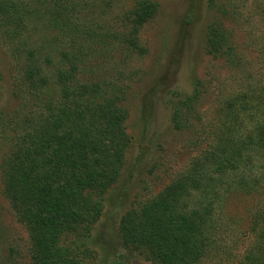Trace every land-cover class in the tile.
<instances>
[{
	"label": "rangeland",
	"instance_id": "rangeland-1",
	"mask_svg": "<svg viewBox=\"0 0 264 264\" xmlns=\"http://www.w3.org/2000/svg\"><path fill=\"white\" fill-rule=\"evenodd\" d=\"M61 1L71 7L66 15L71 31L0 16V264H31L29 234L3 193L2 162L15 122L58 97L54 71L70 62L77 66L78 85L96 86L95 102L118 97L128 112L130 143L117 181L104 193L89 195L101 200L97 220L66 231L62 246L84 264H154L148 250L122 245L120 216L158 193L201 153L209 131L203 133L202 125L210 124L222 100L264 83V0H152L156 11L140 26L131 22L139 0ZM217 20L231 33L239 63L229 65L207 52V29ZM29 51L34 53L29 60L44 67L48 81L27 91L23 81ZM196 80L203 84L198 112L175 127L173 110ZM262 203L264 182L248 194L224 199L216 213V244L197 264H236L253 243L250 220Z\"/></svg>",
	"mask_w": 264,
	"mask_h": 264
},
{
	"label": "trees",
	"instance_id": "trees-1",
	"mask_svg": "<svg viewBox=\"0 0 264 264\" xmlns=\"http://www.w3.org/2000/svg\"><path fill=\"white\" fill-rule=\"evenodd\" d=\"M70 8L61 0H0L2 19L30 18L59 30H72L66 21ZM156 8L155 1H137L131 9L132 24L140 26ZM126 40L135 46L133 38ZM206 49L229 65L240 61L231 33L220 20L208 26ZM33 56L29 51L28 60ZM68 57L64 53L62 58ZM76 70L73 62L68 68L56 67L58 97L45 100L39 113L15 122L2 162L3 193L29 234L31 264H84L62 246V234L97 220L101 200L89 195L104 193L117 181L130 143L128 112L118 97L95 102L96 86L78 85ZM44 71L29 60L23 81L27 91L47 83ZM202 85L196 80L174 108L175 127L197 114ZM251 85L222 100L215 122L202 125L203 133L209 131L201 153L158 193L120 216L122 245L148 250L154 264H197L214 248L216 213L224 199L248 194L264 182V83ZM252 214L249 230L254 240L236 264H264V203Z\"/></svg>",
	"mask_w": 264,
	"mask_h": 264
}]
</instances>
